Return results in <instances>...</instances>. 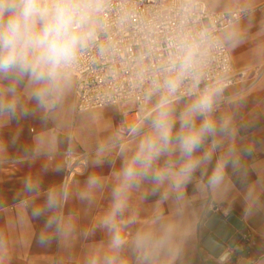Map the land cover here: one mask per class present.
<instances>
[{
  "label": "clouds",
  "instance_id": "9594fccd",
  "mask_svg": "<svg viewBox=\"0 0 264 264\" xmlns=\"http://www.w3.org/2000/svg\"><path fill=\"white\" fill-rule=\"evenodd\" d=\"M103 7L101 0H0V123L31 114L24 98L34 103L44 120L64 110L81 57L93 47L103 53L110 46V41L98 43L109 31ZM214 41L207 30L173 37L170 54L151 73H141L148 83L140 118L130 127V144L118 137L97 144L95 166L112 164L113 154L121 166L115 173L110 208L99 222L112 233L113 254L90 256L87 264H115L126 244L138 264H171L189 233L181 225L184 208L193 198L205 203L223 199L232 186L228 169L247 175L249 167H254L246 159L253 156L254 146L237 145L234 114L220 110L222 87L207 83L201 87L208 47ZM237 42L233 40V46ZM185 98L177 111L175 102ZM43 143L37 141V154ZM189 185L193 186L191 196ZM102 188L103 178L89 175L79 196L91 202L93 192ZM25 189L38 192L39 181L30 178ZM135 192L142 198L158 196V207L172 200L174 207L170 217L154 218L157 227L138 230L126 241L116 230V221L129 209ZM67 196L62 186L50 188L44 208L33 210L34 217L51 213L45 227L57 235L65 228L57 213ZM249 198L255 199L254 185ZM6 247L0 237V251Z\"/></svg>",
  "mask_w": 264,
  "mask_h": 264
},
{
  "label": "crops",
  "instance_id": "0c3cea01",
  "mask_svg": "<svg viewBox=\"0 0 264 264\" xmlns=\"http://www.w3.org/2000/svg\"><path fill=\"white\" fill-rule=\"evenodd\" d=\"M203 1L213 12L248 11L245 18L222 31L220 39L230 53L234 71L245 70L250 77L255 69L264 70V7H260L264 0H220L219 4ZM233 40L238 41L235 46ZM248 81L223 90L220 110L234 114L237 145L254 146L253 156L246 158L254 167H249L247 175L228 169L232 186L223 199L205 203L193 198L184 208L181 225L188 227L189 233L181 254L171 264H264V73L251 89H246ZM73 90L72 80L64 110L48 120L24 98L31 114L0 123V237L7 244L6 250L0 251V264H87L90 256L113 254L109 248L112 233L99 222L110 208L115 173L121 166L115 154L109 157L112 164L101 166H95L91 156L86 174L68 185L67 199L57 213L65 222L62 234L45 227L50 212L33 216L34 209L44 208L48 190L60 187L64 171L61 152L68 146L74 152H95L97 144L108 137L122 139L116 131L120 108L108 106L75 113ZM185 102L186 99L175 102L177 111ZM37 141L44 142L38 154ZM122 142L130 144L131 140ZM92 174L103 178V188L94 191L89 202L82 200L79 193L86 189V180ZM30 178L39 181L38 192L26 191L25 182ZM253 185L254 200L249 198ZM187 191L191 196L193 186L189 185ZM158 199L133 193L129 209L116 221V230L126 241L138 230L157 227L153 220L158 215L171 216L172 200L158 207ZM209 212L224 218L235 216L243 224L237 248L245 246L247 258L230 257L232 251L227 249L229 255H222L225 259L221 261L202 246L209 235L205 227ZM115 264H138L128 244L116 255Z\"/></svg>",
  "mask_w": 264,
  "mask_h": 264
},
{
  "label": "built area",
  "instance_id": "2783aa9c",
  "mask_svg": "<svg viewBox=\"0 0 264 264\" xmlns=\"http://www.w3.org/2000/svg\"><path fill=\"white\" fill-rule=\"evenodd\" d=\"M101 3L109 31L100 36L98 43L110 41V46L103 53L93 47L81 57L72 77L74 111L119 107L116 131L121 141L131 140L130 127L141 115L143 91L148 83L141 73H151L170 54L169 42L177 34L193 35L207 30L215 38L208 47L201 87L205 83L219 84L226 90L249 80L246 89H251L264 73L255 69L249 77L245 70L234 71L230 53L220 39L222 31L247 16L246 10L213 12L203 0H101ZM94 153L74 152L70 146L61 152L64 171L60 187L67 189L74 178L85 175L88 159Z\"/></svg>",
  "mask_w": 264,
  "mask_h": 264
},
{
  "label": "water",
  "instance_id": "95a60500",
  "mask_svg": "<svg viewBox=\"0 0 264 264\" xmlns=\"http://www.w3.org/2000/svg\"><path fill=\"white\" fill-rule=\"evenodd\" d=\"M205 227L209 230V235L202 242V246L211 254L214 259L221 258L222 255L227 257V249L231 250L230 257L247 258V248H237L241 241V231L243 224L235 217L229 216L224 218L217 213L209 212Z\"/></svg>",
  "mask_w": 264,
  "mask_h": 264
},
{
  "label": "rangeland",
  "instance_id": "374dc122",
  "mask_svg": "<svg viewBox=\"0 0 264 264\" xmlns=\"http://www.w3.org/2000/svg\"><path fill=\"white\" fill-rule=\"evenodd\" d=\"M209 1H212L213 3H217L219 4L220 0H209Z\"/></svg>",
  "mask_w": 264,
  "mask_h": 264
}]
</instances>
